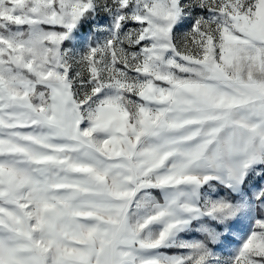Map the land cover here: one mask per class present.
Instances as JSON below:
<instances>
[{"label":"snow or ice","instance_id":"obj_1","mask_svg":"<svg viewBox=\"0 0 264 264\" xmlns=\"http://www.w3.org/2000/svg\"><path fill=\"white\" fill-rule=\"evenodd\" d=\"M0 264H264V0H0Z\"/></svg>","mask_w":264,"mask_h":264}]
</instances>
